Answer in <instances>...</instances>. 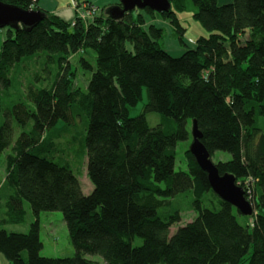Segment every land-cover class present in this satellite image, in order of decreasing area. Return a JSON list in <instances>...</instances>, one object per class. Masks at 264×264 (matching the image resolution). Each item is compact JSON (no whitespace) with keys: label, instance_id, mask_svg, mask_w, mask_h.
Wrapping results in <instances>:
<instances>
[{"label":"trees","instance_id":"1","mask_svg":"<svg viewBox=\"0 0 264 264\" xmlns=\"http://www.w3.org/2000/svg\"><path fill=\"white\" fill-rule=\"evenodd\" d=\"M0 1L40 10L35 0ZM186 1L170 0L168 12L135 9L116 19L108 11L118 2L73 24L41 10L44 19L35 27H7L0 90L12 83L17 64L41 52L60 69L50 88L29 89L33 105L20 102L10 110L23 128L15 142L11 121L0 125V158L13 145L0 181L7 208L0 253L9 264H98L86 255H99L104 264H264V133L257 123L264 116V0H190L195 19L212 32L195 43L185 39L178 17ZM157 17L175 28L186 48L180 57L162 48L165 29L150 23ZM89 50L93 62L84 56ZM78 54V64L91 73L86 88L72 69L70 58ZM144 89V113L131 117ZM75 108L89 120V195L69 167L45 157L56 148L46 134L60 121L74 126ZM149 113L161 114L162 123L150 127ZM194 121L211 157L232 156L215 165L221 175L235 176L252 216L214 193L190 152L193 139L185 151L187 171H176L177 147L190 140ZM26 203L36 217L30 231L1 228L25 223ZM42 212L63 213L73 257L40 254ZM191 212L197 213L193 221L171 233Z\"/></svg>","mask_w":264,"mask_h":264},{"label":"rangeland","instance_id":"2","mask_svg":"<svg viewBox=\"0 0 264 264\" xmlns=\"http://www.w3.org/2000/svg\"><path fill=\"white\" fill-rule=\"evenodd\" d=\"M228 1V0H227ZM75 2H78L75 0ZM119 2V0H117ZM224 2V1H223ZM107 4V3H106ZM87 6V3L79 4ZM106 6H111L106 5ZM72 8L75 14H78L77 9ZM94 10V8H93ZM99 11V8L96 7ZM194 6L190 0L186 1V9L178 13L179 20L184 28V37L186 40L197 42L201 37H209L212 32L205 29L202 24L194 17ZM94 12V11H93ZM147 19H149L147 17ZM161 25L165 31L164 36L160 41L163 49L167 50L172 56L180 57L185 46L180 44L179 38L175 31V28L168 22L161 18H152L150 23ZM74 21L72 22V24ZM8 28L0 29V48L6 39ZM192 45V44H191ZM193 46V45H192ZM83 54V53H82ZM82 55H73L71 59L72 69L76 72L78 84L86 88L87 83L91 78V73L85 70L82 65L78 64V61ZM89 61L93 62V51L89 50L84 54ZM60 72L57 63L50 62L48 54L41 52L34 57L24 59L21 64H17L10 72V79L12 83L6 88L0 90V125H3L8 120L11 121L14 127V142L19 138L23 132V128L19 126L15 119L9 118V112L13 106L17 103L23 102L29 105H33L28 98L29 89L34 87L35 89L50 88L57 80V75ZM149 99L147 89L143 90V98L136 107L130 108V116L135 117L144 113L145 105ZM75 122L74 126H69L65 122L60 121L55 129L46 134L47 138H51L56 143V148L45 157L52 160L60 166L69 167L80 181L83 193L89 195L94 190L88 176V151H87V130L89 125L88 118L78 109L74 110ZM147 120L150 127H156L162 123V115L159 113H149ZM257 123L262 128L264 133V116L257 117ZM32 122L25 129L31 130ZM190 140L187 142L179 143L177 147V156L175 169L176 171H187V162L185 158V151L189 147V143L192 141V126L190 125ZM13 146V145H12ZM12 146L8 148L0 158V181L3 182L7 177V157L12 152ZM232 156L229 153L216 152L211 160L213 163L220 161L226 162L231 160ZM241 187V186H240ZM245 191V190H244ZM246 196V195H245ZM4 201L0 200V218L4 216V212L7 210ZM25 208L27 210L26 222L22 224H13L1 227L8 232L28 233L31 229V224L35 222L36 217L26 203ZM254 209V208H253ZM255 210V209H254ZM237 214V213H236ZM197 216V213H184L182 221L176 224L171 229V233L176 231L179 227L185 226L187 223L193 221ZM6 217V215H5ZM40 220V239L43 244L41 255L49 258H67L73 257L76 254L75 248L71 243L67 224L64 220L62 212H42L39 216ZM238 220L241 223H245L246 217L238 215ZM142 240L136 238L134 244L140 245ZM87 259L94 260L98 264H104V260L99 255H86ZM0 264H9L5 255L0 253Z\"/></svg>","mask_w":264,"mask_h":264},{"label":"water","instance_id":"3","mask_svg":"<svg viewBox=\"0 0 264 264\" xmlns=\"http://www.w3.org/2000/svg\"><path fill=\"white\" fill-rule=\"evenodd\" d=\"M108 13L116 19L123 18L125 13L135 9L144 10L149 8L157 13L168 12L171 8L170 0H119ZM44 12L41 10H23L17 6L6 4L0 1V29L9 27L33 28L44 19ZM193 142L190 152L195 157L200 168L207 173L210 187L222 200L238 209L244 216H252L254 209L245 197L242 187L236 183L234 175H221L215 163L211 160V154L202 143V132L198 128L197 121H194L192 128Z\"/></svg>","mask_w":264,"mask_h":264},{"label":"crops","instance_id":"4","mask_svg":"<svg viewBox=\"0 0 264 264\" xmlns=\"http://www.w3.org/2000/svg\"><path fill=\"white\" fill-rule=\"evenodd\" d=\"M37 7L40 10L50 12L58 15L63 20L72 23L76 19V14L72 8L75 0H35ZM92 3L98 8L105 7L106 5H114L117 0H79ZM107 3V4H106Z\"/></svg>","mask_w":264,"mask_h":264},{"label":"built area","instance_id":"5","mask_svg":"<svg viewBox=\"0 0 264 264\" xmlns=\"http://www.w3.org/2000/svg\"><path fill=\"white\" fill-rule=\"evenodd\" d=\"M83 7L84 8H82V6H80L78 2H74V8L77 9L76 12L78 13V14H76V18H79V19L83 20L84 22H88V21L94 19V17L99 12L98 10H96V6L95 5L87 4V6L85 5ZM93 8H94V10H93ZM75 20H74V23H75ZM249 193H250V191H249ZM250 198H251V196L249 197V199Z\"/></svg>","mask_w":264,"mask_h":264}]
</instances>
